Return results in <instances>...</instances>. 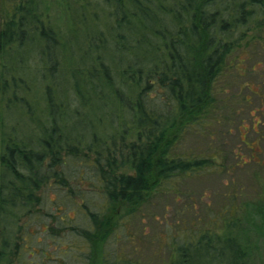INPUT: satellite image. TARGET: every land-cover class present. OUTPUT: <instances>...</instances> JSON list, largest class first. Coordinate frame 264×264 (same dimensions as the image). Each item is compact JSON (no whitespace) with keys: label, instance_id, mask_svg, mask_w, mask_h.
I'll return each instance as SVG.
<instances>
[{"label":"trees","instance_id":"16d2710c","mask_svg":"<svg viewBox=\"0 0 264 264\" xmlns=\"http://www.w3.org/2000/svg\"><path fill=\"white\" fill-rule=\"evenodd\" d=\"M103 2L106 20L101 21L97 14L91 15L83 0L79 12H73L69 18L66 31L46 25L43 12L38 14L35 7L29 5L32 0L19 3L1 24L0 58L6 65L0 74V105L3 103L4 109L9 108V104L12 108H22L21 113L34 117L30 119L34 125L43 121L46 127H39L42 134L37 148L33 147L32 136L23 133L20 126L11 123L0 129V229L3 227L0 230V264H10L9 255L21 248L18 240L22 241V237L12 241L7 227L16 226L20 217L33 216V206L41 204L38 194L51 180L66 187V174L55 169L66 159H79L95 172L103 185L108 209L114 206L115 212L120 205L139 204L144 192L156 186L153 180L156 176L165 184L204 169L209 162L207 159L171 158L165 151L171 144L164 137L165 131L177 116L204 104L205 95L220 77L219 66L230 50L224 37L229 38L233 28L246 23L249 8L264 9V0ZM96 24L98 37L93 33ZM108 37L111 38L108 49L121 58L128 57L135 66L118 63L120 68L122 66L121 72L116 63L111 65L107 58L105 62L98 54L95 56L107 48L103 44H107ZM28 39L41 44L36 58L42 64L40 73L44 77L41 76L36 85L25 81L24 67L20 63L21 49ZM72 45L81 48L78 61L88 62L72 71V75L75 71L77 76H73L70 85L59 88L61 68L71 71L74 49L72 54L69 49ZM114 71L119 74L117 83ZM61 90L67 94L60 95ZM89 92L102 99L112 95L119 104L118 109H122L113 120L115 133H111L108 140L94 127L91 130L98 135L92 136L91 142L84 135H71L68 129L70 124L86 121L83 109L88 103ZM154 93L156 95L152 96ZM73 96L74 109L68 103ZM125 112L130 120L125 119ZM126 121H130L128 126ZM102 132L107 133V130ZM128 134L134 139L127 160ZM177 141L175 137L174 142ZM114 145L118 146L116 154L113 153ZM160 146L168 147L159 152ZM89 154L95 155L93 164ZM127 163L134 174L119 172ZM71 192L75 190L69 186ZM89 216L94 229L109 222L104 223L105 213L89 212ZM237 227L236 222H232L225 230L237 233ZM82 236L89 244L91 242V251L95 250L99 237L94 230L83 231ZM236 240L233 236L221 237L208 230L196 240L188 241V246H179V255L173 256L171 264H247L251 255H247ZM221 242L225 247L219 252L217 245ZM126 251L121 248L115 254L105 255L103 264H132ZM226 251L233 254L231 259L224 257Z\"/></svg>","mask_w":264,"mask_h":264},{"label":"rangeland","instance_id":"374dc122","mask_svg":"<svg viewBox=\"0 0 264 264\" xmlns=\"http://www.w3.org/2000/svg\"><path fill=\"white\" fill-rule=\"evenodd\" d=\"M26 1L31 0H0V30L4 18ZM32 1L29 5L34 6L38 14L43 12L45 24L62 31L68 30L69 18L83 5V0ZM86 5L91 15L97 14L101 21L106 20L103 0H86ZM249 11L246 23L233 28L229 38L224 37L230 50L219 66L220 77L205 95L204 104L177 116L164 135L170 146L159 147V152L168 147L165 151L171 158L207 159L208 165L165 184L156 176L157 179H153L156 186L144 192L139 204H123L115 212L114 206L108 209L103 185L95 172L79 159H66L55 168L58 173L66 174V187L51 180L38 194L41 204L33 206V216L20 217L16 226L7 227L12 241L22 237V241L18 240L21 248L9 255L10 264H92V261L103 264L105 255L115 254L121 248L127 249V259L132 264H171L173 256L179 255V246H188V241L196 240L208 230L221 237L237 239L247 255H251L247 264H264V9L254 6ZM97 26L93 32L95 37H98ZM103 45L111 47V38L108 37L107 44ZM40 47L37 41L28 39L21 49L24 79L34 85L42 76V64L36 58ZM108 47L95 56L98 54L105 62L107 58L111 65L116 63L121 72L127 63L135 66L128 57L121 58ZM73 49V62L69 61L71 71L61 68L59 88L70 85L73 76H77L75 71L72 75V71L88 62L78 61L81 48L72 45L71 54ZM118 63L122 64L121 68ZM3 65L6 61L0 58V74L4 71ZM118 80L116 73L114 81ZM66 94L61 90L60 95ZM87 95L88 103L83 110L86 121L92 124L80 120L83 124H70L67 128L71 135H84L91 142V137L98 135L91 130L94 127L108 140L115 133L113 120L122 109H118L119 104L112 95L104 99L93 92ZM74 99L71 97L68 103L72 104ZM75 105L72 104L73 109ZM12 107L9 104V108L4 109L2 103L0 129L11 123L20 126L23 133L32 136L33 147L37 148L42 134L40 128L46 125L43 121L34 125L32 117L20 112L22 108ZM125 119L130 120L126 112ZM129 124L130 121L126 123ZM175 137L179 141L174 142ZM128 138L127 160L134 139L130 134ZM117 152L118 146L114 145L113 153ZM88 157L93 164L95 155ZM120 171L135 173L128 163ZM69 186L75 192L69 193ZM89 212L105 213L104 223L109 221L108 224L94 229ZM232 222L238 225L237 233L225 230ZM93 230L99 238L95 250L91 251V242L89 244L82 233ZM217 247L220 252L225 243ZM223 253L226 259L233 255L227 251Z\"/></svg>","mask_w":264,"mask_h":264}]
</instances>
